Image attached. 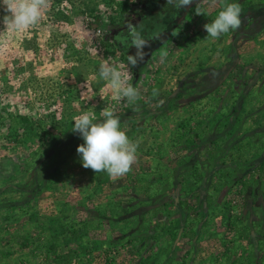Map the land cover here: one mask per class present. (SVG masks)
<instances>
[{"label": "rangeland", "instance_id": "374dc122", "mask_svg": "<svg viewBox=\"0 0 264 264\" xmlns=\"http://www.w3.org/2000/svg\"><path fill=\"white\" fill-rule=\"evenodd\" d=\"M226 2L242 24L219 39L204 25L225 0L171 28L168 4L145 16L168 32L137 67L112 29L150 9L138 0H50L26 31L0 8V264H264V0ZM108 57L130 67L135 102L99 78ZM103 108L139 141L115 182L82 166L73 132Z\"/></svg>", "mask_w": 264, "mask_h": 264}, {"label": "clouds", "instance_id": "9594fccd", "mask_svg": "<svg viewBox=\"0 0 264 264\" xmlns=\"http://www.w3.org/2000/svg\"><path fill=\"white\" fill-rule=\"evenodd\" d=\"M202 2L199 0L198 5ZM216 0H212L214 4ZM193 0H167L168 5L176 9L186 8ZM50 0H0V8L6 13L3 16L5 29L26 31L38 24ZM197 15H208L206 8L196 7ZM242 8L240 3H227L210 23L204 25L206 38L219 39L229 31L238 30L242 24ZM127 33L131 47L136 49L134 55H128V65L137 67L145 61L151 51V40L145 39L139 24L129 22ZM149 51H145V49ZM168 56L167 51L161 52V62ZM99 78L107 82V87L116 100L127 99L135 102L140 97V90L131 81L133 75L112 57H108L99 66ZM154 94H157L154 92ZM73 132L78 133L84 143L78 146L77 154L82 166L95 173L106 172L113 182L122 178L132 170L137 159L139 141L131 140L121 128V120L111 108H103L99 117L95 111H85L74 117Z\"/></svg>", "mask_w": 264, "mask_h": 264}, {"label": "flooded vegetation", "instance_id": "af4514ba", "mask_svg": "<svg viewBox=\"0 0 264 264\" xmlns=\"http://www.w3.org/2000/svg\"><path fill=\"white\" fill-rule=\"evenodd\" d=\"M195 0H193L194 2ZM167 4V0H147V8L150 7L149 10L147 11H142L141 13H139V11H133L131 12L129 15H128V18L126 19V21H124L122 24H120L119 26L117 27H113L112 29V35H113V38L117 41V43L125 50L127 56L128 55H134L135 54V51L136 49L133 47H131V44H130V39L128 37V33H127V24L129 22H132L134 24H139V29L142 33V35L145 37V39H149L151 40V50L157 45V43L160 41V39L162 37L165 36V34H167V30L166 28H168V26H165L164 27V32L163 33H159V34H151L150 32V28L153 27V25L151 24H148V22L146 23V26H144L146 29H144V27L141 26V23L143 21V16L146 15V16H149L151 15V13H153L154 11H151L155 8L158 7L159 10H161V7L162 6H165ZM154 6V7H153ZM171 7L174 8V11L175 13L174 14H177V10L182 11L183 8L181 9H176L173 5H169ZM189 7V6H188ZM186 7V8H188ZM157 13V12H156ZM159 13V12H158ZM173 16V15H172ZM155 26V25H154ZM176 25H171L169 26L170 28L171 27H175ZM145 51H149V49H145Z\"/></svg>", "mask_w": 264, "mask_h": 264}, {"label": "crops", "instance_id": "0c3cea01", "mask_svg": "<svg viewBox=\"0 0 264 264\" xmlns=\"http://www.w3.org/2000/svg\"><path fill=\"white\" fill-rule=\"evenodd\" d=\"M198 2H199V0H195L188 8H183L182 9V11H180L179 12V10H177L176 12H177V14H174L175 13V11L174 10H169L170 12H171V14L173 15L172 16V18H171V21L172 22H170V24L168 25V26H170V25H176L177 23H183V22H185V21H188V17H189V13H190V11H193L194 9H195V6L198 4ZM146 4H147V0H142V5H143V7H142V9L145 7L146 8ZM154 7V6H153ZM147 10H149V9H147ZM163 10V9H162ZM151 11H154L153 13L155 14V12H160L159 11V9H158V7L157 8H155V9H153V10H151ZM146 15H144L143 16V18L145 17ZM142 18V19H143ZM155 18H157V17H155ZM159 19V18H158ZM160 20V19H159ZM161 21V20H160ZM154 26V25H153Z\"/></svg>", "mask_w": 264, "mask_h": 264}, {"label": "trees", "instance_id": "16d2710c", "mask_svg": "<svg viewBox=\"0 0 264 264\" xmlns=\"http://www.w3.org/2000/svg\"><path fill=\"white\" fill-rule=\"evenodd\" d=\"M139 1V3H142V0H138ZM129 12V7H128V5L127 4H124V8L122 9V15H125V14H127ZM102 23H103V21H102V19L100 18V17H97L96 18V22H92L90 25H91V27H98V25L99 24H101L102 25ZM174 94H176V92H173ZM243 96H244V94H243ZM237 111H238V109L237 108H235V110H234V114L235 115H237ZM145 118V117H144ZM22 120H24L25 122H28L27 121V118H21ZM25 124H27V123H22L21 125L24 127V130H26V129H30V130H28V132H32L33 131V126L32 125H29V124H27V125H25ZM210 126H212V125H210ZM226 133V132H225ZM13 134H15V135H17V130H15V132L13 133ZM32 134V133H31ZM227 134V133H226ZM33 135V134H32ZM198 136H200L199 134H197ZM165 207V206H164ZM166 208V207H165ZM164 208V209H165ZM178 238H179V236H178ZM22 246H25L24 244L22 245Z\"/></svg>", "mask_w": 264, "mask_h": 264}]
</instances>
